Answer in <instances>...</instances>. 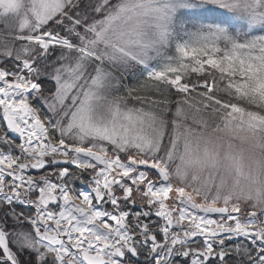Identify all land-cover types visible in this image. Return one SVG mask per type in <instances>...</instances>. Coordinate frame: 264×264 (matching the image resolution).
Listing matches in <instances>:
<instances>
[{"label": "snow or ice", "instance_id": "1", "mask_svg": "<svg viewBox=\"0 0 264 264\" xmlns=\"http://www.w3.org/2000/svg\"><path fill=\"white\" fill-rule=\"evenodd\" d=\"M0 264H264V0H0Z\"/></svg>", "mask_w": 264, "mask_h": 264}]
</instances>
